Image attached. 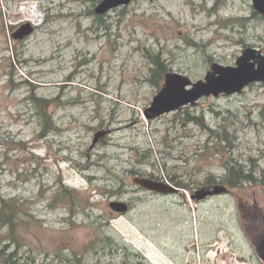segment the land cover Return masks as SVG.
<instances>
[{
    "label": "rangeland",
    "instance_id": "374dc122",
    "mask_svg": "<svg viewBox=\"0 0 264 264\" xmlns=\"http://www.w3.org/2000/svg\"><path fill=\"white\" fill-rule=\"evenodd\" d=\"M93 2L0 0V196L33 216L19 215V264L29 256L76 264L75 254L81 264H264L254 250L264 232V83L144 117L160 90L148 81L150 55L192 83L212 64L233 67L246 48L264 57V20L251 0H134L103 25L93 22ZM34 16L33 33L14 41ZM33 90L59 98L50 108L57 129L41 140L27 100ZM144 151V177L170 184L177 176L189 191L136 187L129 171ZM228 164L254 181L221 185ZM58 178L76 191L73 203L53 205ZM217 186L218 195L190 199ZM111 201L129 211L112 213Z\"/></svg>",
    "mask_w": 264,
    "mask_h": 264
},
{
    "label": "water",
    "instance_id": "95a60500",
    "mask_svg": "<svg viewBox=\"0 0 264 264\" xmlns=\"http://www.w3.org/2000/svg\"><path fill=\"white\" fill-rule=\"evenodd\" d=\"M132 0H102L94 9V14L103 16L109 11L128 6ZM253 10L264 19V0H251ZM33 28L30 24L19 27L11 37L14 41H22L30 36ZM264 83V57L258 50L247 48L237 58L233 67H223L212 64L203 80L192 83L187 77L176 73H167L164 77L162 89L153 98L149 108L144 112L146 120H154L163 115L177 111L188 105L193 106L199 100L220 95L231 96L242 92L251 84ZM101 135L97 134L93 143H97ZM133 184L148 192L156 194H172L178 190L162 182L145 178H133ZM222 189L207 191L201 189L191 197L201 200L206 196L219 194ZM111 211L125 214L128 206L124 202L109 203ZM257 255L264 263V234L254 246Z\"/></svg>",
    "mask_w": 264,
    "mask_h": 264
},
{
    "label": "trees",
    "instance_id": "16d2710c",
    "mask_svg": "<svg viewBox=\"0 0 264 264\" xmlns=\"http://www.w3.org/2000/svg\"><path fill=\"white\" fill-rule=\"evenodd\" d=\"M94 4H98L101 0H93ZM134 1V0H133ZM126 7H123L122 10H125ZM90 15L93 18V22L99 25L104 24L103 16H95L92 11H90ZM258 19L263 20L260 16H258L255 12H253ZM243 18H235V19H227L226 23H241L243 22ZM151 67L149 68V78L148 81L152 87L156 89H161L164 82L165 75L170 71L167 64L159 54L150 55ZM27 100L30 101L29 104L33 110V116L36 117V120L40 126V132L36 135V139H43L49 133L55 131L57 129L55 122L53 120V116L50 113V108L55 102H59V98L56 99H45L42 97H38L36 92L33 90L30 92ZM191 121L201 124L204 126V122L202 118H193ZM212 134H216L214 130H209ZM220 137V136H219ZM223 137V136H222ZM11 143V142H10ZM25 142H18L15 144L16 146H21L23 144L24 147H27ZM23 147V148H24ZM150 151H144L141 157H138L135 161V166L132 167L129 171L130 175L134 177H144L141 174L140 168L144 164L147 163L146 154ZM226 173L220 181L221 185L229 186L230 188L238 187L244 183L253 182V178L250 173H244L242 167L240 165H226L225 166ZM177 176H173L170 178V181L174 183L177 187L184 191H189V186L184 184L182 181L176 180ZM145 178L148 179H157L154 174H150ZM121 186L124 184V178H121ZM213 183V182H212ZM57 192L53 199V205L55 202H64L66 200L73 203L75 198L76 191L66 186L62 179L58 178L56 182ZM23 203H20L19 199L11 198V199H3L0 196V263L2 264H19L18 252L21 251L24 247V242L22 236H20L19 230L22 229L23 220L19 215L24 214L30 218H33L32 215L24 212ZM60 254V253H59ZM57 254V257L58 255ZM133 257L140 258V255L137 253L133 254ZM74 259L77 260L76 264H81L80 258L75 254ZM24 264H36V260L31 258L30 256L26 258V262ZM121 264H127L126 261H122Z\"/></svg>",
    "mask_w": 264,
    "mask_h": 264
},
{
    "label": "flooded vegetation",
    "instance_id": "af4514ba",
    "mask_svg": "<svg viewBox=\"0 0 264 264\" xmlns=\"http://www.w3.org/2000/svg\"><path fill=\"white\" fill-rule=\"evenodd\" d=\"M170 185L173 186V187H175V188L177 187L174 183H170ZM204 188H206L207 190H210V187H204ZM196 192H197V191H193V193H196ZM173 195H174V196H179V195H180V191H178V193H177V192L174 193ZM162 196H163V195H162ZM206 199H207V198H206ZM206 199H205V200H206ZM127 205H128V208H130L129 203H127Z\"/></svg>",
    "mask_w": 264,
    "mask_h": 264
},
{
    "label": "bare ground",
    "instance_id": "6f19581e",
    "mask_svg": "<svg viewBox=\"0 0 264 264\" xmlns=\"http://www.w3.org/2000/svg\"><path fill=\"white\" fill-rule=\"evenodd\" d=\"M28 21H30L31 23L37 25V22H35V21H36V16H34V17L31 18V19H28ZM177 193H178V192H177Z\"/></svg>",
    "mask_w": 264,
    "mask_h": 264
}]
</instances>
